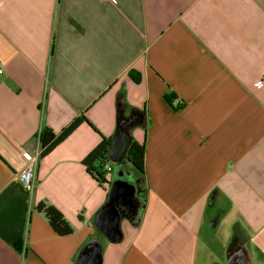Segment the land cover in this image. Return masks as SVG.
<instances>
[{"label":"crops","instance_id":"crops-1","mask_svg":"<svg viewBox=\"0 0 264 264\" xmlns=\"http://www.w3.org/2000/svg\"><path fill=\"white\" fill-rule=\"evenodd\" d=\"M113 1L0 0V264H74L99 236L113 170L100 185L82 160L113 137L118 97L142 116L144 204L102 264H264V0ZM80 116L20 184L42 127Z\"/></svg>","mask_w":264,"mask_h":264},{"label":"water","instance_id":"water-1","mask_svg":"<svg viewBox=\"0 0 264 264\" xmlns=\"http://www.w3.org/2000/svg\"><path fill=\"white\" fill-rule=\"evenodd\" d=\"M142 119L140 113L117 119L115 133L111 138L107 158L114 165V179L110 183L105 202L93 216V226L98 237L91 238L86 246L77 254L74 264H102V238L112 244L123 239L121 223L132 222L133 217L121 208L135 209L134 199L137 194L135 186L124 180L122 170L117 164L122 162L131 144L130 128Z\"/></svg>","mask_w":264,"mask_h":264},{"label":"trees","instance_id":"trees-1","mask_svg":"<svg viewBox=\"0 0 264 264\" xmlns=\"http://www.w3.org/2000/svg\"><path fill=\"white\" fill-rule=\"evenodd\" d=\"M133 80L137 82L138 78L133 77ZM165 99L171 104L174 99V96H165ZM124 107L125 104L122 102L121 97H118L116 102L117 119L120 118V116H123ZM132 111L134 113L137 112V110ZM82 122H87V120L82 116L77 117L58 134H55L50 128L43 126L38 137L41 149L39 159H42L54 147H56L60 142H62L66 137H68V135H70V133H72V131H74V129ZM110 142L111 138H103L100 143L82 160V164L85 166V169L88 174L91 175L92 178H94L100 185L105 183V175L106 173H108L106 170L103 169V165L106 161H108L107 152L110 146ZM144 152L145 147L143 144L131 140V144L127 150L124 160L117 164L118 170H123L126 166L125 163H128L131 166V169L127 167V169L124 170H127L132 176H134V182L138 184L141 190L142 201L144 198L143 193L145 191ZM113 167L114 165L111 164V170H113ZM143 204L144 203L142 202V205L136 212L135 217H133L131 224H135L137 222ZM35 210L44 215L48 222V225L56 235L66 236L72 234V227L65 220L62 213L53 205L47 202H39L35 206ZM15 247L17 250H20V243H16Z\"/></svg>","mask_w":264,"mask_h":264},{"label":"built area","instance_id":"built-area-1","mask_svg":"<svg viewBox=\"0 0 264 264\" xmlns=\"http://www.w3.org/2000/svg\"><path fill=\"white\" fill-rule=\"evenodd\" d=\"M113 4L115 2L111 0ZM2 73V68L0 65V74ZM41 153L40 145L33 150L32 153H28L27 155V160L25 162L24 167L18 172L17 178L20 184H22L25 187L28 188H33L34 187V173L37 168L38 162H39V156ZM111 162L108 159L103 165V169L106 170L107 172L111 171Z\"/></svg>","mask_w":264,"mask_h":264},{"label":"flooded vegetation","instance_id":"flooded-vegetation-1","mask_svg":"<svg viewBox=\"0 0 264 264\" xmlns=\"http://www.w3.org/2000/svg\"><path fill=\"white\" fill-rule=\"evenodd\" d=\"M123 172V178L124 180L126 181H129L130 183H132L136 190L138 191L136 196H135V199H134V204H135V209L134 210H130V209H127V208H121L124 212H126L128 215H130L131 217H135L136 215V212L138 211V209L140 208V206L142 205V194H141V190L138 186V184H136L134 182V179L132 178V175L130 174V172H128L127 170H122Z\"/></svg>","mask_w":264,"mask_h":264},{"label":"rangeland","instance_id":"rangeland-1","mask_svg":"<svg viewBox=\"0 0 264 264\" xmlns=\"http://www.w3.org/2000/svg\"><path fill=\"white\" fill-rule=\"evenodd\" d=\"M126 164V166L124 167V169H127V167H129L130 169H131V166L128 164V163H125ZM114 174H113V172H112V180L114 179V176H113ZM134 176H132V178H133ZM128 221H126V220H124L122 223H121V229H122V225H124L125 223H127ZM222 228H224V226H221L220 227V230L222 229ZM219 231V230H218ZM220 234H224V230H222L221 232H219V235ZM102 242H103V244H104V246H106L107 244H108V242L105 240V239H103L102 238ZM215 250H220V251H222V248L220 247V246H218V247H216L215 248ZM225 254V253H224Z\"/></svg>","mask_w":264,"mask_h":264}]
</instances>
